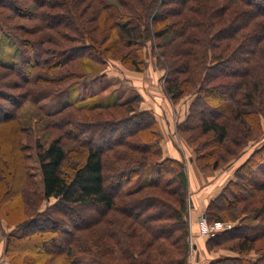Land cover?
<instances>
[{"label": "trees", "instance_id": "16d2710c", "mask_svg": "<svg viewBox=\"0 0 264 264\" xmlns=\"http://www.w3.org/2000/svg\"><path fill=\"white\" fill-rule=\"evenodd\" d=\"M0 36L16 58L0 61V121L7 119L4 102L17 111L63 94L108 59L141 71L150 46L167 97L176 103L192 96L177 133L200 173L225 167L262 135L264 0H0ZM99 95L47 115L56 137L37 146L40 195L23 186L24 159L0 160L4 193L13 192L18 209L39 196L54 201L15 224L0 217L8 264H186L183 163L164 156L155 118L137 95ZM69 153L77 161L67 173ZM141 175L148 181L126 192ZM85 208L94 213L89 222L75 214ZM204 216L209 224L233 223L205 246L235 256L208 264H264V144Z\"/></svg>", "mask_w": 264, "mask_h": 264}, {"label": "rangeland", "instance_id": "374dc122", "mask_svg": "<svg viewBox=\"0 0 264 264\" xmlns=\"http://www.w3.org/2000/svg\"><path fill=\"white\" fill-rule=\"evenodd\" d=\"M0 42V61L3 63L14 62L16 60L15 48L12 47L7 39ZM143 65L141 71H133L125 68L118 61L108 59L103 67L95 68L89 72L83 71V78L78 83L69 86L63 94L42 99L36 104L25 103L17 111L16 107L13 108L9 102H4L3 105L6 107L7 113L6 111L4 112L7 114V119L0 121L1 163L6 162L9 164L13 160V157L14 161L24 159V167L20 168L25 177L23 186H26L29 190L37 191L40 195V177L36 161L37 146L44 148L56 137V133L48 129L49 120L46 118L47 115L55 112L67 103L78 100L81 103L93 104L89 96L95 92H100L99 96L102 100L109 94L112 97L116 96L119 101L137 95L140 98V107L149 110L155 118L161 137L160 147L162 152H164L163 154L166 152H178L181 158L180 161L185 167L188 182L187 222L189 230V251L186 264H194L193 262L195 264H208L210 260L218 257L235 256L224 250L207 251L205 245L209 237L200 233V218L201 216L205 218L204 211L208 202L220 193L228 181L233 179L237 167L254 150L264 144V124H262V135L249 143L238 158L233 159L219 170L200 173L194 164L192 149L177 133V125L187 116L192 96L186 95L176 103L167 97L163 91L165 74L156 67L155 60L150 52V46L143 51ZM13 93L16 94L17 91ZM76 161L77 157L73 153H69L64 165L67 173L69 169H72L71 167H73ZM208 174L210 176L214 175L212 176L214 179L211 182L205 177ZM6 175L8 177V173ZM29 175L31 176L29 177ZM147 181V176L141 175L135 181L126 185L124 190L126 192L134 191ZM3 185H6L5 180L0 182V217L6 218L10 223L15 224L18 220L38 215L54 203L52 200L45 201L39 196V201L36 197L34 205L28 207L22 204L20 205V209H18L17 201L19 200L13 196V192L4 193L6 187L3 188ZM29 194L27 192L25 200L28 203L30 202ZM199 210L202 214L196 217ZM75 214L86 222H89L94 216V213L89 208L79 209ZM191 214L195 218L194 221H191ZM230 224L233 226V223ZM236 224L239 225L238 220ZM6 225V222L3 221L0 227V264H8V260L3 254L4 234L7 233ZM208 225H211V223H208Z\"/></svg>", "mask_w": 264, "mask_h": 264}, {"label": "built area", "instance_id": "2783aa9c", "mask_svg": "<svg viewBox=\"0 0 264 264\" xmlns=\"http://www.w3.org/2000/svg\"><path fill=\"white\" fill-rule=\"evenodd\" d=\"M200 233L202 235H206L209 238L215 237L220 232H226L233 228V226L230 223H223V222H215L211 225H208L205 218L201 216L200 218Z\"/></svg>", "mask_w": 264, "mask_h": 264}, {"label": "crops", "instance_id": "0c3cea01", "mask_svg": "<svg viewBox=\"0 0 264 264\" xmlns=\"http://www.w3.org/2000/svg\"><path fill=\"white\" fill-rule=\"evenodd\" d=\"M164 153V152H163ZM165 156H168V157H170V158H172V159H175V160H179L180 161V155H179V153L178 152H166L165 154H164ZM209 175V174H208ZM208 175H205V177L208 179V181L210 180V182H211V180H213L214 178L212 177V176H214V175H209V178H208ZM203 176V175H202ZM215 181V180H214ZM206 204V203H205ZM204 204V205H205ZM203 205V206H204ZM192 211V210H191ZM194 212V211H193ZM200 214H202V212H200V210H199V213L196 215V217L198 216V215H200ZM195 220V218H193V216H192V214H191V221H194ZM194 264H195V262H193Z\"/></svg>", "mask_w": 264, "mask_h": 264}]
</instances>
